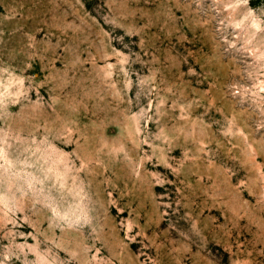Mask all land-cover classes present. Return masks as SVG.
<instances>
[{"label":"rangeland","instance_id":"374dc122","mask_svg":"<svg viewBox=\"0 0 264 264\" xmlns=\"http://www.w3.org/2000/svg\"><path fill=\"white\" fill-rule=\"evenodd\" d=\"M0 264H264V0H0Z\"/></svg>","mask_w":264,"mask_h":264}]
</instances>
